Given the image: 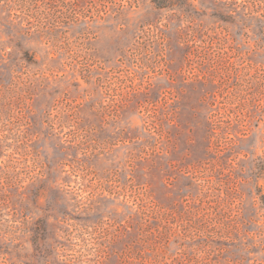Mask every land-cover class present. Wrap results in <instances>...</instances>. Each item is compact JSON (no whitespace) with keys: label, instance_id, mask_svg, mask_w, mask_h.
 <instances>
[{"label":"rangeland","instance_id":"1","mask_svg":"<svg viewBox=\"0 0 264 264\" xmlns=\"http://www.w3.org/2000/svg\"><path fill=\"white\" fill-rule=\"evenodd\" d=\"M0 264H264V0H0Z\"/></svg>","mask_w":264,"mask_h":264}]
</instances>
